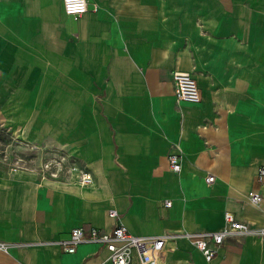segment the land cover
<instances>
[{
  "label": "crops",
  "instance_id": "1",
  "mask_svg": "<svg viewBox=\"0 0 264 264\" xmlns=\"http://www.w3.org/2000/svg\"><path fill=\"white\" fill-rule=\"evenodd\" d=\"M88 3L76 18L61 0H0L14 141L63 172L0 175V264H109L98 244L62 243L74 228L112 230L111 209L134 235L174 236L161 264H264V237L228 239L209 262L185 235L223 230L226 212L264 229V0ZM175 72L201 102H177Z\"/></svg>",
  "mask_w": 264,
  "mask_h": 264
},
{
  "label": "built area",
  "instance_id": "2",
  "mask_svg": "<svg viewBox=\"0 0 264 264\" xmlns=\"http://www.w3.org/2000/svg\"><path fill=\"white\" fill-rule=\"evenodd\" d=\"M64 12L67 15L80 17L89 10L88 0H61ZM92 10L97 11L95 4ZM174 95L178 103L201 102L200 90L194 78L187 72H175L173 75ZM170 169L179 172L182 169L181 150H177L168 156ZM86 184L92 182L90 174H83ZM258 181L264 180V165L257 174ZM215 182V176L209 174L206 183L211 185ZM250 199L253 202H261L262 196L257 192H250ZM165 207H170L171 202L165 201ZM111 218L118 221V224L110 231L98 228L84 227L74 228L68 240L62 243L66 253H75L78 246L84 243L98 244L108 252L107 261L109 264H161L163 253L167 243L174 237L163 234L159 236H137L120 222V214L117 210L111 209L108 212ZM226 226L218 232H205L200 234H185L194 237L195 246L204 255L207 261L214 260L220 247L228 239H238L245 236L264 237V229H254L247 223L238 221L231 212L225 213ZM0 250L8 251L5 242L0 241Z\"/></svg>",
  "mask_w": 264,
  "mask_h": 264
},
{
  "label": "rangeland",
  "instance_id": "3",
  "mask_svg": "<svg viewBox=\"0 0 264 264\" xmlns=\"http://www.w3.org/2000/svg\"><path fill=\"white\" fill-rule=\"evenodd\" d=\"M14 77L0 76V175L11 176L17 165L39 169L51 179H59L63 172L55 159L43 162V157L33 156L24 146H16L14 141ZM34 148V147H32ZM58 160V159H56ZM42 171V172H41ZM83 177V176H82ZM81 177V179H82Z\"/></svg>",
  "mask_w": 264,
  "mask_h": 264
},
{
  "label": "bare ground",
  "instance_id": "4",
  "mask_svg": "<svg viewBox=\"0 0 264 264\" xmlns=\"http://www.w3.org/2000/svg\"><path fill=\"white\" fill-rule=\"evenodd\" d=\"M80 184L82 185V186H85L86 185V182L84 181V178L82 177V179L80 180Z\"/></svg>",
  "mask_w": 264,
  "mask_h": 264
}]
</instances>
